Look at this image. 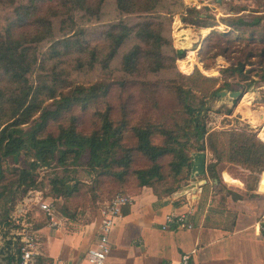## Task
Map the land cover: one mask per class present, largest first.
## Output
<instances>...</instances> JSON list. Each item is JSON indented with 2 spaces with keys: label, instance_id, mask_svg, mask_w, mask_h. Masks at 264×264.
I'll return each mask as SVG.
<instances>
[{
  "label": "trees",
  "instance_id": "1",
  "mask_svg": "<svg viewBox=\"0 0 264 264\" xmlns=\"http://www.w3.org/2000/svg\"><path fill=\"white\" fill-rule=\"evenodd\" d=\"M55 1H61V7H44L40 0H29L27 6L16 5L15 0H11L14 19L0 28V237L8 234L2 232V228L12 225L9 212L16 198V191L20 189L25 194L33 190L36 186L33 176L35 170L50 166L53 162L63 166L74 165L80 157L86 156L85 166L91 173L99 179H114L120 187L130 173L137 181V188L152 187L169 175L176 185L164 188L162 192L165 194H171L179 188V176L184 171L191 172L192 154L204 152L205 143L213 156L212 161L206 165V172L211 180L219 182L217 167L220 164L239 166L253 175L264 172L262 130L257 135L244 129L223 132L208 130L207 98L218 97L222 90L214 89L207 93L199 91V94H203L201 99H197L194 88H198V80L214 84L216 79L206 78L197 70L189 76L176 74L175 78L165 82L151 79L168 69L167 62L173 63L183 54L181 51L171 50L170 38L164 33L162 23L150 20L133 25L122 20L113 22L102 33L104 44L93 46L88 41H81L83 30L74 28L75 22L71 16L73 12H82L97 20L106 0ZM160 2L161 0H114V6L121 16H142L157 12ZM30 6L33 8L30 9ZM29 11L33 13V18ZM194 11L197 13L191 9V12ZM66 14H69V24L65 23ZM263 20L264 15H254L251 18L238 16L232 19L231 26L233 32L241 33L250 29L249 27H261ZM251 33L249 38H241L239 43H235L237 41L230 37L213 31L206 36L202 45L215 41L207 49H215L214 57L223 56L229 63V71L242 73L247 64L254 65L255 59L259 65L264 63V32L257 35L252 29ZM46 42L50 45L45 52H40L38 46ZM240 44L243 46L238 51L241 55L230 56V53H237L230 48ZM124 46L128 47L121 51ZM166 47H169L172 55L164 54ZM73 51L89 56L85 64L90 69L97 65L105 72L110 70L111 64L119 52H122L118 61L119 77L110 83L105 77L88 86L73 85L65 80L64 85H49V75L43 72L44 63L47 59H59ZM78 61L79 67H85L81 58ZM53 71L54 69L51 70V75ZM183 80L189 85L180 82ZM132 87L140 88L143 98L154 106L158 105L157 100L163 93L170 101L171 118L179 116L180 120L172 119L173 122L167 124L161 116L155 121L146 116L131 125L128 104L132 100L129 90ZM109 94L115 95L119 100L125 99L120 113H115ZM100 100H103L104 107L94 110L95 127L91 131L79 130L78 117L71 115L67 123L58 125L55 135L46 133L50 122L58 121L78 108L86 109ZM47 101H55V108L48 109ZM118 114L119 118L116 117ZM26 126H29L28 130H24ZM127 133L134 140L131 147L124 143ZM155 136L162 138V142L155 144ZM133 151L143 155L150 164L131 170ZM22 153L32 158L27 167L7 166L9 161L16 164ZM166 156L170 157L168 174L158 163ZM68 160L70 161L67 162ZM252 180L256 181L253 177ZM51 184L52 190L59 197L68 198L77 191L76 184L69 186L63 180L54 179ZM3 248L0 253L6 254L8 261L15 264L17 238L7 239Z\"/></svg>",
  "mask_w": 264,
  "mask_h": 264
},
{
  "label": "rangeland",
  "instance_id": "2",
  "mask_svg": "<svg viewBox=\"0 0 264 264\" xmlns=\"http://www.w3.org/2000/svg\"><path fill=\"white\" fill-rule=\"evenodd\" d=\"M40 1L44 3V7L57 5L61 7V1ZM10 4L11 0H0V28H3L14 19L13 7ZM15 4L27 6L29 0H15ZM191 9L196 10L197 13L195 11L191 12ZM61 10L65 11L64 8H61ZM29 13L31 18H33V13L31 11ZM68 15L66 14L64 17L66 24L70 23ZM254 15H264V0H161L157 12L142 16H121L115 10L114 0H106L102 7L101 15L97 20L85 16L82 12H73L71 17L73 18V22H75L74 28L83 30L84 35H81L83 38L81 41H88L93 46H102L104 44L102 33L113 22L122 20L129 25H133L141 21L150 20L153 23H162L164 33L170 38L171 50L174 49L176 52L181 51L183 54L177 57L175 62H167L168 69L156 76H152L151 79L165 82L175 78L176 74L189 76L195 70L206 78L216 79L217 81L214 84L208 82L202 83L201 80H198L199 86L196 89L194 88V91L196 90L197 92V99L202 98L203 93L199 94V91L207 93L214 89H221L222 92L226 93L223 97L219 95L218 97L207 98L206 107H208L209 111L207 112L206 124L208 130L210 132H223L233 129H244L257 135L260 134V130H262L261 126L264 124V78H262L264 76V63L263 65H259L255 59L253 60L254 65L247 64L242 73H232L228 70L229 63L223 56L218 55L214 57L215 49H207L215 41H211L208 44L205 42L204 45L201 44V39L213 31L230 37V39L237 41L235 43H239L241 38H249L252 34V29L257 32V35H260L264 32V20L261 23V27L256 29L249 27L250 29H245L241 33L233 32V26H231L234 17L251 18ZM27 17L29 18V15ZM56 33L60 34V31L56 30ZM180 42H185V44H180ZM49 45L50 43L46 42L38 46V49L40 52H45ZM128 46H124L121 51L125 50ZM182 48H185V50ZM241 48H243L242 44L240 46H232L230 49L237 51V53H230L229 55L238 57L241 55V53H238ZM171 50L169 47H166L164 54L167 56L172 55ZM121 54L122 52H119L116 60L111 64L110 70L106 72L102 71L97 65L90 69L85 64L89 56L86 53L80 55L75 53V51L59 59H47V62L44 63L43 72L47 76L49 75L47 80L49 85L52 83L54 85H64L63 81L65 80L73 85L88 86L105 77H107V82H115L120 75L118 61ZM80 58L85 67H79L78 59ZM53 69L54 71L51 75V70ZM189 71L191 72L187 74ZM180 82L189 85L185 80ZM161 85L164 86V83H161ZM129 90H131L130 98H132L128 104L131 125H134L146 116L148 118L151 117L153 121L161 116L167 124L173 122L172 119L180 120L179 116L171 118L172 108L170 101L166 96H163V93L160 99L157 100L158 105L154 106L143 98L140 88L132 87ZM236 92H240L239 97L228 96V94ZM245 97L251 98L248 107L243 102ZM109 98L114 106L115 113H120V108L124 105L125 99L119 100V98L112 94H109ZM235 99L236 101L234 102ZM54 102H46L48 109L55 108ZM97 107H104L103 100L90 105L86 109L81 110V108H78L72 114L68 113L58 121L50 122L46 128V133L51 132L55 135L58 125L67 123L71 115L78 117L79 130L84 132L91 131L95 127L93 112ZM116 117L119 118V114ZM28 128L29 126H26L24 130H28ZM219 138L221 139V137ZM153 140L155 144L162 142V138L157 136ZM124 143L127 147H131L134 143L130 133L125 135ZM204 152L208 156V165L212 161L213 156L206 143ZM131 155V170L141 169L150 164L139 152L133 151ZM86 158V156L80 157L78 163L74 165L66 164L63 166L53 162L50 166L38 167L35 170L33 173L36 180L35 188L25 194L20 189L16 191L14 204L10 206V218L8 216L9 220L12 221V225L2 228V232H7L8 234L5 237H2V235L0 237V252L1 249H4L3 247L7 239L10 237L16 238V233H22L24 230L34 231L38 239L37 241L42 240L45 243L48 242L47 238L49 237L68 239L81 236L82 233L89 237L94 230L91 225L97 219L99 209L103 203L107 202L116 193L122 192L130 195L138 189L136 187L137 181L132 173L124 178V183L121 187L118 181L114 179L108 177H101L99 179L86 168ZM30 160L32 158L22 153L16 164L9 161L7 166L27 167ZM169 161L170 157L166 156L158 162L162 165L165 173L168 172L167 164ZM217 169L219 175L224 171L231 177L240 180L245 186L247 193H251L253 188L258 186L257 184L261 175V173L253 175L244 168L229 164H222ZM189 176L190 173L184 171L179 176L181 179L179 186L185 184L189 180ZM252 177L256 179L255 182H253ZM54 179L63 180L69 186L76 184L77 191L68 198L57 196L52 190L51 182ZM174 183L175 180L168 175L164 181L156 183L154 186L162 191L164 188L175 186L176 184ZM219 183L221 184L220 187L223 186L224 190H226V186L220 179ZM42 206L52 207V217L58 223L57 226L51 225L50 216H47L43 212ZM67 245L70 246V243ZM41 247H43L44 251L47 250L46 244L40 246V249ZM56 247L58 248L57 245ZM6 256V254L0 253V264H11Z\"/></svg>",
  "mask_w": 264,
  "mask_h": 264
},
{
  "label": "crops",
  "instance_id": "3",
  "mask_svg": "<svg viewBox=\"0 0 264 264\" xmlns=\"http://www.w3.org/2000/svg\"><path fill=\"white\" fill-rule=\"evenodd\" d=\"M219 179L227 191L206 172L201 177L189 176L171 194L156 186L139 187L131 193L132 204L113 225L106 264H180L184 254L190 255V264H264V233L260 229L264 172L251 193L224 171ZM181 214L193 224L191 230L164 229L167 215ZM99 224L97 216L89 237L82 233L68 239L49 237L47 243L39 240V247L46 244L47 250L41 247L38 264L82 263L85 251L95 242Z\"/></svg>",
  "mask_w": 264,
  "mask_h": 264
},
{
  "label": "built area",
  "instance_id": "4",
  "mask_svg": "<svg viewBox=\"0 0 264 264\" xmlns=\"http://www.w3.org/2000/svg\"><path fill=\"white\" fill-rule=\"evenodd\" d=\"M132 204V198L129 195L118 193L110 201L104 203L99 209L100 218L99 229L96 234L95 242L87 248L84 253L83 261L80 264H106L107 257L111 251L110 234L117 218L122 214L125 207ZM41 209L47 216H50L51 225L57 226L58 223L52 217V207L42 206ZM260 223L261 232L264 233V213ZM175 226V228L191 230L193 224L187 219L186 215H167L165 217L164 229ZM18 242V253L15 264H38L40 256V247L34 231L24 230L22 233H16ZM53 264H72L56 262ZM180 264H190V255L184 254L181 257Z\"/></svg>",
  "mask_w": 264,
  "mask_h": 264
},
{
  "label": "water",
  "instance_id": "5",
  "mask_svg": "<svg viewBox=\"0 0 264 264\" xmlns=\"http://www.w3.org/2000/svg\"><path fill=\"white\" fill-rule=\"evenodd\" d=\"M186 48V47H185ZM185 48H182L185 50ZM225 92L219 93L221 97L225 96ZM229 97H239L240 92L230 93ZM193 164L191 167L190 176L191 177H201L206 175V153L205 152H197L192 154Z\"/></svg>",
  "mask_w": 264,
  "mask_h": 264
},
{
  "label": "bare ground",
  "instance_id": "6",
  "mask_svg": "<svg viewBox=\"0 0 264 264\" xmlns=\"http://www.w3.org/2000/svg\"><path fill=\"white\" fill-rule=\"evenodd\" d=\"M182 43H183V42H180V44H182ZM191 63H192V62H191ZM250 100H251V98L248 99V98H246V97L243 99V102L246 104V105H245L246 107L249 106ZM244 103H243V104H244ZM245 109H246V108H245ZM247 109H248V108H247ZM246 114H247V113H246ZM248 114H249V113H248ZM261 125H262V124H261ZM261 129H262V133L264 134V124L261 126Z\"/></svg>",
  "mask_w": 264,
  "mask_h": 264
}]
</instances>
